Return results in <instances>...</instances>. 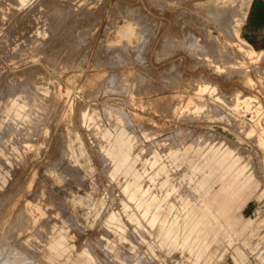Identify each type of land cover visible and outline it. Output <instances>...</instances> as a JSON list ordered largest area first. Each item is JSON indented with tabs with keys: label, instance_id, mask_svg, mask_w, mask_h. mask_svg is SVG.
<instances>
[{
	"label": "rangeland",
	"instance_id": "obj_1",
	"mask_svg": "<svg viewBox=\"0 0 264 264\" xmlns=\"http://www.w3.org/2000/svg\"><path fill=\"white\" fill-rule=\"evenodd\" d=\"M0 239L264 264V0H0Z\"/></svg>",
	"mask_w": 264,
	"mask_h": 264
},
{
	"label": "bare ground",
	"instance_id": "obj_2",
	"mask_svg": "<svg viewBox=\"0 0 264 264\" xmlns=\"http://www.w3.org/2000/svg\"><path fill=\"white\" fill-rule=\"evenodd\" d=\"M223 19H224V18H223ZM226 20H227V18H226ZM5 235H6V234H5ZM10 235H11V234H10ZM8 236H9V235H8ZM11 236H12V235H11ZM7 238H8V237H7ZM1 239H3V237H2ZM1 239H0V240H1ZM4 240H5V239H4ZM12 241H13V240H12ZM3 242H4V241H3ZM17 242H18V240H17ZM15 243H16V242H15ZM15 243H14V244H15ZM2 244H3V243H2ZM3 246H4V245H2V247H3ZM13 246H14V245H13ZM0 247H1V246H0ZM10 248H11V247H10ZM13 248L16 249L15 247H13ZM4 250H5V248H4ZM4 250L1 249L2 252H3ZM11 250H13V249H11ZM4 252H5V251H4ZM5 253H6V252H5ZM2 258H3V257H2ZM6 258H7V256H6ZM0 259H1V257H0ZM3 259H4V258H3ZM6 260H7V259H6ZM12 261H13V260H12ZM4 262H6L5 259H4ZM4 262H3V263H4ZM7 262H8V261H7ZM13 262H14V261H13ZM3 263H2V264H3ZM9 263H10V262H9ZM5 264H6V263H5ZM7 264H8V263H7ZM13 264H15V263H13ZM19 264H20V263H19Z\"/></svg>",
	"mask_w": 264,
	"mask_h": 264
},
{
	"label": "crops",
	"instance_id": "obj_3",
	"mask_svg": "<svg viewBox=\"0 0 264 264\" xmlns=\"http://www.w3.org/2000/svg\"><path fill=\"white\" fill-rule=\"evenodd\" d=\"M200 219L211 220V216L209 214H207V217H203V214H202V216L200 217Z\"/></svg>",
	"mask_w": 264,
	"mask_h": 264
}]
</instances>
